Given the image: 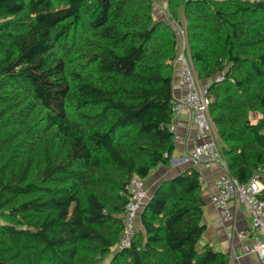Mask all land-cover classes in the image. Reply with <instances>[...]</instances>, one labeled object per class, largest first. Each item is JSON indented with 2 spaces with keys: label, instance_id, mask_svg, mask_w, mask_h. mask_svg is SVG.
<instances>
[{
  "label": "trees",
  "instance_id": "obj_1",
  "mask_svg": "<svg viewBox=\"0 0 264 264\" xmlns=\"http://www.w3.org/2000/svg\"><path fill=\"white\" fill-rule=\"evenodd\" d=\"M0 0V264H228L195 167L162 180L118 250L133 177L175 148L185 28L231 175L264 185V0ZM259 198L264 200V186Z\"/></svg>",
  "mask_w": 264,
  "mask_h": 264
},
{
  "label": "built area",
  "instance_id": "obj_2",
  "mask_svg": "<svg viewBox=\"0 0 264 264\" xmlns=\"http://www.w3.org/2000/svg\"><path fill=\"white\" fill-rule=\"evenodd\" d=\"M179 31L183 36V31ZM176 66L178 69L176 85L183 93L176 96L172 109L175 113L183 109L190 110L196 122L194 136L196 143L188 159L197 164L203 158H207L225 168L226 171L216 180L217 193L212 196V202L222 211L224 217L232 215L229 200H237L249 210L252 223L250 229L244 232V237H255L249 245V252L255 254L264 264V233L257 236L258 232H264V200L259 198L264 186L261 175L254 173L247 182H241L230 174L221 150L216 125L209 112L208 89L213 82L222 80L224 75L219 73L212 78L200 79L188 55L187 44L182 39L177 49ZM170 127L173 130L172 124ZM175 139L177 140V136ZM129 192L130 199L125 208V224L117 245L118 250L131 245L140 211L151 197V191L147 188L144 178L138 176L131 178Z\"/></svg>",
  "mask_w": 264,
  "mask_h": 264
},
{
  "label": "crops",
  "instance_id": "obj_3",
  "mask_svg": "<svg viewBox=\"0 0 264 264\" xmlns=\"http://www.w3.org/2000/svg\"><path fill=\"white\" fill-rule=\"evenodd\" d=\"M164 2L165 0H157L158 8L160 5L163 6ZM161 9L163 12V8ZM176 90L177 96L183 93L177 85ZM172 126L177 136V140L174 139L175 148L169 162L157 165L144 179L147 188L152 192L162 180L171 178L190 167L197 168L201 173V193L205 202L201 221L205 225V231L200 239V246L208 243L214 250L226 253L228 264H262L255 254L249 252V245L255 237H244V232L250 229L252 223L249 210L237 200H229L228 205L232 215L224 217L222 211L212 202V196L217 193L216 180L226 171L225 168L207 158H203L197 164L188 159L196 143L194 139L196 122L191 111L183 109L175 113ZM263 233L258 232L257 236Z\"/></svg>",
  "mask_w": 264,
  "mask_h": 264
},
{
  "label": "rangeland",
  "instance_id": "obj_4",
  "mask_svg": "<svg viewBox=\"0 0 264 264\" xmlns=\"http://www.w3.org/2000/svg\"><path fill=\"white\" fill-rule=\"evenodd\" d=\"M165 3H166V0H165L164 4H162L163 6L160 5V8L157 10V12H158L159 14L162 13V12H161V11H162L161 8H165V6H166ZM163 14L165 15L164 12H163ZM185 24H186V21L183 20V23H182L180 26L178 25V26L176 27V31H177V34H178V40H179V43H180L181 39L184 40V41L186 42V44H187V52H188V55L191 57V53H190V48H189V44H188L187 32H186ZM179 30H182V31H183V36H181ZM178 47H179V45H178ZM191 60H192V58H191ZM192 63H193V61H192ZM193 66H194V64H193ZM194 68H195V66H194ZM216 130H217V133H218V128H217V127H216ZM218 136H219V135H218ZM108 261H109V259H107V260L105 261V264H108Z\"/></svg>",
  "mask_w": 264,
  "mask_h": 264
},
{
  "label": "water",
  "instance_id": "obj_5",
  "mask_svg": "<svg viewBox=\"0 0 264 264\" xmlns=\"http://www.w3.org/2000/svg\"><path fill=\"white\" fill-rule=\"evenodd\" d=\"M177 79H178V76L175 77L176 82H177Z\"/></svg>",
  "mask_w": 264,
  "mask_h": 264
}]
</instances>
